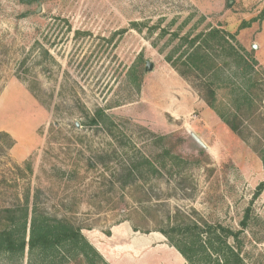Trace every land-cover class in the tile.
<instances>
[{
    "label": "rangeland",
    "instance_id": "374dc122",
    "mask_svg": "<svg viewBox=\"0 0 264 264\" xmlns=\"http://www.w3.org/2000/svg\"><path fill=\"white\" fill-rule=\"evenodd\" d=\"M211 28L229 44L205 48L206 73L180 76L166 54L185 71L192 37ZM140 54L153 68L136 89ZM205 80L213 107L195 88ZM97 108L111 123H89ZM233 113L264 144V0H0V209L27 199L87 239L123 221L164 228L176 212L238 229L249 210L244 248L264 264V170L255 139L222 119ZM163 135L180 137L179 158L161 156Z\"/></svg>",
    "mask_w": 264,
    "mask_h": 264
},
{
    "label": "trees",
    "instance_id": "16d2710c",
    "mask_svg": "<svg viewBox=\"0 0 264 264\" xmlns=\"http://www.w3.org/2000/svg\"><path fill=\"white\" fill-rule=\"evenodd\" d=\"M263 17V16H262ZM231 38L233 34H229ZM229 44V40L218 28H211L206 32L194 35L186 50L189 65L185 71L177 64V58L172 54H166L165 60L182 77L196 74L198 71L206 73L212 67L211 59L205 48L214 45L222 46ZM229 54L235 53V62L238 64L243 59L238 54L235 47L229 45ZM250 65L251 62H245ZM143 57L138 55L128 70V77L131 84L139 89L144 78ZM251 66V65H250ZM188 73V74H186ZM197 88L200 97L209 107L214 106L215 91L210 81L201 82ZM248 101L251 99L248 97ZM240 110V107L237 108ZM256 118L254 113L245 118L253 123ZM228 128L245 141L255 139L252 148L261 159L264 170V144L263 140L244 124V119L237 113L230 117L222 116ZM109 121L103 109L97 108L90 118L89 123L95 124L99 121ZM111 123V121H109ZM248 132H245L244 130ZM259 132V130H255ZM262 135L264 130H262ZM5 134H7L5 132ZM176 137L172 141L171 136H159V140L168 141L162 148V155L170 159L179 158L173 152L174 143L179 140ZM14 140L10 137L9 145L12 146ZM150 164L153 171H157L155 165L145 159ZM27 169L30 166L27 164ZM264 189V180L261 181L254 192L257 197ZM27 199L24 203H19L15 207H5L0 209V256L17 262L27 253L26 264H108L97 249L89 242L82 227L74 224L65 217L49 215L36 205L29 213ZM245 210L242 219L239 221L240 228L234 229L220 222H209L203 217L186 218L179 220V212L173 216L172 222L164 228L154 229L160 232L168 242L184 257L189 264H255L248 258V253L244 248L245 231L248 229L250 214ZM134 230L138 229L132 226ZM146 232V231H145ZM148 232V231H147Z\"/></svg>",
    "mask_w": 264,
    "mask_h": 264
},
{
    "label": "crops",
    "instance_id": "0c3cea01",
    "mask_svg": "<svg viewBox=\"0 0 264 264\" xmlns=\"http://www.w3.org/2000/svg\"><path fill=\"white\" fill-rule=\"evenodd\" d=\"M88 240L108 264H189L160 232L135 231L126 221Z\"/></svg>",
    "mask_w": 264,
    "mask_h": 264
},
{
    "label": "water",
    "instance_id": "95a60500",
    "mask_svg": "<svg viewBox=\"0 0 264 264\" xmlns=\"http://www.w3.org/2000/svg\"><path fill=\"white\" fill-rule=\"evenodd\" d=\"M153 68V64L150 61L145 62V71L146 70H151ZM190 137L201 147L204 149H207L208 147L204 144V142L197 136L196 133L193 131H188Z\"/></svg>",
    "mask_w": 264,
    "mask_h": 264
}]
</instances>
